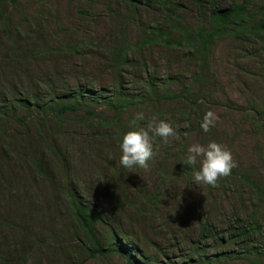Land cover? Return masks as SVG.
<instances>
[{
    "label": "rangeland",
    "instance_id": "rangeland-1",
    "mask_svg": "<svg viewBox=\"0 0 264 264\" xmlns=\"http://www.w3.org/2000/svg\"><path fill=\"white\" fill-rule=\"evenodd\" d=\"M136 1L0 0V108L82 88L136 102L119 116L101 100H84L76 114L17 109L18 119L0 121V251L10 264H128L110 249L115 234L142 264H264V192L251 185L264 188V34L230 26L201 58L194 38L186 41L170 25L207 29L211 1ZM244 10L253 26L264 20V0ZM144 31L166 36L141 45ZM112 50L127 51L121 66L110 60ZM200 70L204 79L195 86ZM153 87L182 98L158 100ZM185 98L197 106L190 110ZM209 110L218 119L205 133L200 123ZM140 112L141 126L155 116L175 135L167 142L153 136L148 170L135 165L118 176L119 144ZM209 141L229 149L237 164L215 187L195 184L193 168L182 163L191 144ZM122 183L126 196L114 204ZM66 187L93 210L104 255L90 257L84 236L73 231L59 194ZM140 189L154 197L151 205L137 197ZM252 222L261 229H248Z\"/></svg>",
    "mask_w": 264,
    "mask_h": 264
},
{
    "label": "trees",
    "instance_id": "trees-1",
    "mask_svg": "<svg viewBox=\"0 0 264 264\" xmlns=\"http://www.w3.org/2000/svg\"><path fill=\"white\" fill-rule=\"evenodd\" d=\"M129 4H137L138 2L136 0H125ZM154 2V0H149ZM213 3L214 10L210 13L209 16V26L207 29L199 28L197 30L189 31L184 27H179L177 25H170V28L177 30L183 35V38L186 39V41H189V38H194L191 40L193 44L196 45V52L197 54L202 58L205 56L207 50L209 49L210 42L216 37L221 36L224 33H226L227 29L230 26H233L234 28H238L241 30H247V31H257L259 33L264 34V20L260 22L257 26H253L252 24H249L247 22V16L245 7L247 3L253 0H243L241 5L236 4L235 0H229L231 2L230 5L224 8H219L217 4H214L216 0H209ZM233 28V29H234ZM234 32V30H233ZM145 36L141 42V45L151 44V43H157L158 41H161L166 34L163 32H159L158 34H151L150 36H146L147 31H144L143 33ZM177 44L180 46L182 43L177 42ZM127 53L126 50H112L108 53V56L110 57V60L112 62L122 65V62L124 60V55ZM120 62V63H119ZM202 65H204L202 63ZM204 79V73L200 70L198 74V80L194 82L195 86L200 85L203 82ZM156 89L153 87L151 90L152 95H156L158 97V100L161 101H167V100H174L182 98L180 95L175 94H168L163 95L159 92L156 93ZM183 95V94H181ZM190 105V110H192L193 106H197V102L194 100H191L189 98H185ZM84 100H88L90 102H97V100H101L104 105H106L108 108L112 109L117 116L121 112H123L126 108L129 106L135 105V101H129V100H110V99H101L100 96H97L96 93H93L92 91H85L82 89H79V92L77 94H71L66 97H62L61 99H50L49 101L45 103H39L36 101H30V100H20L17 103H7L4 106L0 108V121H5L6 119H18L16 115L17 109H23L24 112L28 110H35L38 113H51L54 114L57 117H63L66 114H76L82 109V102ZM145 98L142 99V102H145ZM7 102V101H6ZM88 114L93 115L94 112H89ZM197 115V114H196ZM198 119V118H197ZM20 121L25 122L24 118H20ZM18 121V122H20ZM102 121V120H101ZM113 124L116 125L118 118L112 119ZM112 121H108V119L104 120L103 122H109L110 124ZM22 128H24V124L20 125ZM1 130V129H0ZM1 139V138H0ZM128 168L121 167L116 171V175H124L126 176V171ZM46 178L49 177L47 175H44ZM245 180H248L246 177H244ZM253 185V188L255 189L256 193L258 195H262L264 192V188L261 187V185H257L255 183H251ZM126 186L124 183H122V189H120V195L119 196H113L112 201L114 204H120L119 199H123L126 196ZM145 190L140 189L136 193L137 197L140 198L142 201H144L147 205L152 204V200L154 197L151 195H147L144 192ZM60 196L65 198V201L67 202L68 206L70 207V214L72 215V222H73V231L78 230L83 236L84 239L87 241V253L90 257H96L97 255H104L105 254V247L101 244L99 238L97 237L96 233V223L97 221L94 218V212L93 210H89V208L84 205L81 196L77 194L76 192H72L70 188L66 187L64 191L59 192ZM123 196V197H122ZM8 220H4L1 224V226L4 229H7L6 225H9ZM254 225L255 228L261 229L260 225L255 224V222H252L247 225V228L250 229V226ZM23 232L19 231L18 233ZM242 233V232H241ZM246 231L243 230L242 235H246ZM113 240L112 247L110 249L115 252L118 255L123 256L126 258L128 264H142V258L139 257L137 250L135 247L130 246L129 242L126 238L118 237L115 234H112L111 236ZM27 249V248H26ZM26 249L19 250V257L22 259V256L25 255ZM109 249V248H108ZM0 264H10L9 259L5 255H3L0 251Z\"/></svg>",
    "mask_w": 264,
    "mask_h": 264
},
{
    "label": "clouds",
    "instance_id": "clouds-1",
    "mask_svg": "<svg viewBox=\"0 0 264 264\" xmlns=\"http://www.w3.org/2000/svg\"><path fill=\"white\" fill-rule=\"evenodd\" d=\"M217 119L213 111H207L200 123L203 132H210ZM145 120L143 112L136 114L130 125L131 130L122 136L119 144L122 155L119 162L125 168L131 169L138 165L148 170V162L154 155L153 136L167 142L169 137L175 135V130L167 120L153 116L147 119L144 126L138 123ZM182 163L193 168L192 180L195 184L212 187L217 186L221 178L230 176L232 169L237 166L231 151L215 141H209L206 145L191 144Z\"/></svg>",
    "mask_w": 264,
    "mask_h": 264
}]
</instances>
